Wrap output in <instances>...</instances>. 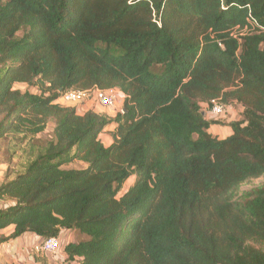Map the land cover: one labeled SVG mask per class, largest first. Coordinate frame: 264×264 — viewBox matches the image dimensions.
Wrapping results in <instances>:
<instances>
[{
    "label": "trees",
    "instance_id": "trees-1",
    "mask_svg": "<svg viewBox=\"0 0 264 264\" xmlns=\"http://www.w3.org/2000/svg\"><path fill=\"white\" fill-rule=\"evenodd\" d=\"M92 89L121 111L57 102ZM213 104L239 119H206ZM8 137L0 246L70 232L68 264H264V186L238 195L264 177V0H0Z\"/></svg>",
    "mask_w": 264,
    "mask_h": 264
},
{
    "label": "crops",
    "instance_id": "crops-1",
    "mask_svg": "<svg viewBox=\"0 0 264 264\" xmlns=\"http://www.w3.org/2000/svg\"><path fill=\"white\" fill-rule=\"evenodd\" d=\"M123 100H124V96L122 95L120 108L122 107ZM94 107L95 108L93 109L92 100H89L87 103H85L84 107H81L79 110L76 109V111L77 114L79 115H82L83 113L91 110L98 114H104L103 111L99 110L100 108H98L97 106ZM237 107H238V113H240L241 108L239 106ZM202 109L205 112L206 119L211 120L212 115L210 114L209 109L206 106H202ZM227 109L228 107H226L225 110ZM232 121H236V120H232ZM212 127L222 128L225 130V137L219 138L220 140L227 138L231 134L230 129L227 127L212 125L208 129V133L213 137L216 136L217 138L218 135H214L211 132ZM114 128H115L114 125H110L106 127L103 130V132L99 135V139L105 147L110 146L113 142L111 134ZM12 232H13V228L10 227L1 231L0 234L4 235L5 237H8ZM67 235L68 233L62 234L61 239H59L60 247L55 255L34 253L33 247L42 242V239L36 237L35 235L25 234L14 240H10L0 246V264H68L65 261L66 257L63 252V248L65 245L71 243L72 241L66 239Z\"/></svg>",
    "mask_w": 264,
    "mask_h": 264
},
{
    "label": "rangeland",
    "instance_id": "rangeland-1",
    "mask_svg": "<svg viewBox=\"0 0 264 264\" xmlns=\"http://www.w3.org/2000/svg\"><path fill=\"white\" fill-rule=\"evenodd\" d=\"M15 89L20 90V91H24L26 89V87L23 85H16ZM121 101L122 100H120V102H118V108H120V106H121V104H120ZM87 102L88 101H85L81 104L73 105V106H67V105H62V104L61 105L63 107H72V108L79 110L81 107H84L85 103H87ZM92 103H93V109H94L95 108L94 106H97V105L93 101H92ZM97 107L100 108L99 106H97ZM99 110L103 111L104 115H107L110 117H114V115L117 113V111L114 112V111H111L108 109L100 108ZM209 112H210V110H209ZM211 117L213 120H223V119L226 121L238 120L239 119L238 107L236 105L228 106V109L225 110L223 116H221L219 118L218 117L216 118L213 116H211ZM211 132L214 135H218L217 136L218 139L225 137V130L222 128L212 127ZM51 133H52V125H51V123H49V126H48L47 130L45 131V133H43L39 136V140L40 141L48 140L49 136H51ZM12 141L14 143H16L15 140H13L9 137L7 139H4L2 142H0V184L4 180L5 174L11 169V167L14 165V163L16 161V159H14V160H12L13 162L11 161L12 163L7 162V157H9L8 151H9V149L11 151V149L14 146V143L11 144ZM83 166H84V164L79 163V162H75L71 165L66 166V168L80 169ZM132 183H133V179L127 180L123 185V189H122L121 193H123L125 190H127L132 185ZM259 186H264V177H261L258 179H252V180L246 182L245 184L241 185L239 188V191H238V195H242L243 193L250 191L251 189H254V188L259 187ZM121 193L119 195H121ZM119 195H118V197H119ZM0 206H1V204H0ZM66 239H69V241H72V242H79L81 239H83V237L79 236L78 234H74V233L69 232L68 235L66 236Z\"/></svg>",
    "mask_w": 264,
    "mask_h": 264
},
{
    "label": "built area",
    "instance_id": "built-area-1",
    "mask_svg": "<svg viewBox=\"0 0 264 264\" xmlns=\"http://www.w3.org/2000/svg\"><path fill=\"white\" fill-rule=\"evenodd\" d=\"M92 100L97 106L102 109H108L114 112H120L121 108H118V102L122 100V93L116 89L108 90H69L63 93L58 103L61 105L73 106L81 104L85 101ZM210 113L213 117H221L224 115L225 108L218 104H213L210 108ZM60 242L58 238H49L42 241L40 244L33 247V252L36 254H49L55 255L59 250Z\"/></svg>",
    "mask_w": 264,
    "mask_h": 264
}]
</instances>
